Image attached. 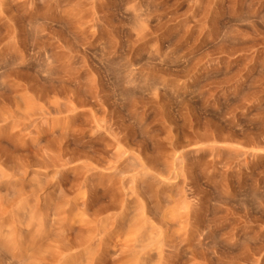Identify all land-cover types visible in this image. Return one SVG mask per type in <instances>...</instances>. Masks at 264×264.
Returning <instances> with one entry per match:
<instances>
[{
    "label": "rangeland",
    "instance_id": "obj_1",
    "mask_svg": "<svg viewBox=\"0 0 264 264\" xmlns=\"http://www.w3.org/2000/svg\"><path fill=\"white\" fill-rule=\"evenodd\" d=\"M0 264H264V0H0Z\"/></svg>",
    "mask_w": 264,
    "mask_h": 264
}]
</instances>
